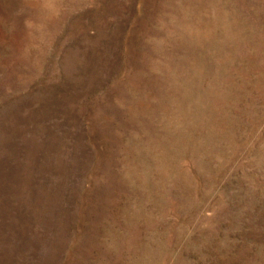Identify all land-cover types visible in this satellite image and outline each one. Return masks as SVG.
Instances as JSON below:
<instances>
[{"label": "rangeland", "instance_id": "1", "mask_svg": "<svg viewBox=\"0 0 264 264\" xmlns=\"http://www.w3.org/2000/svg\"><path fill=\"white\" fill-rule=\"evenodd\" d=\"M0 264H264V0H0Z\"/></svg>", "mask_w": 264, "mask_h": 264}]
</instances>
